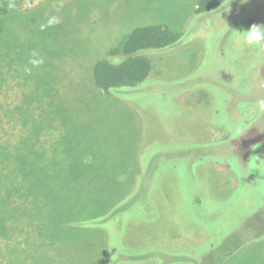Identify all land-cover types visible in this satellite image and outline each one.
<instances>
[{
	"label": "rangeland",
	"instance_id": "obj_1",
	"mask_svg": "<svg viewBox=\"0 0 264 264\" xmlns=\"http://www.w3.org/2000/svg\"><path fill=\"white\" fill-rule=\"evenodd\" d=\"M239 1L236 11L191 18L185 32L191 42L152 57L165 76L148 88L140 86L128 103L94 90L88 71L108 54L106 47L116 48L135 27L161 22L182 31L193 9L191 0H0V9L7 11L0 15V131H27L14 124L13 114L6 117L3 112L17 103L29 101L38 120L49 99L70 108L91 100L109 102L113 109L104 108L87 120L99 137L89 168L82 162L71 165L88 149L84 131L77 132V125L85 124L80 115L56 113L51 128L41 130V151L48 156L49 147L69 158L55 159L59 166L49 181L50 201H63L56 190L58 179L61 187L71 181L74 196L68 195L62 214L72 215L70 208L82 199L86 207H79L78 214L89 218L103 212L120 191H134L104 228L73 231L59 225L57 236L67 242L59 243L65 255L58 253L56 262L105 264L108 244L107 264H126L128 260L118 261L116 255L128 252H177L214 264H264V110L258 108L264 101V53L259 50L264 44L250 47L243 39L251 25H264V0ZM52 15L59 23L41 28ZM33 51L44 63L26 72ZM48 60L55 62L52 69ZM236 126L245 130L241 136ZM133 158L139 171L134 165L105 180L93 195L81 184L86 177L76 173L84 168V173L106 179L119 163ZM67 172L73 173L71 178ZM21 227L23 233L14 235L24 252L17 257L21 263L8 258L0 240V252L9 259L2 264H24L30 254L35 235L25 223ZM238 235L241 249L224 262L220 252L232 251Z\"/></svg>",
	"mask_w": 264,
	"mask_h": 264
},
{
	"label": "trees",
	"instance_id": "obj_2",
	"mask_svg": "<svg viewBox=\"0 0 264 264\" xmlns=\"http://www.w3.org/2000/svg\"><path fill=\"white\" fill-rule=\"evenodd\" d=\"M26 1L31 2L32 0ZM191 2H193L191 4L193 9L185 17L182 31L174 32L169 26L161 22H149L143 26L133 28L116 48L106 47V49H109L108 54L104 55L103 53L100 59L92 65L91 70L88 71L89 74H87V77L92 81L93 89L108 98L125 102L133 101L131 94L137 92L140 86L147 85L146 88H148L150 84L161 80L166 74L160 72L154 66L152 57L171 54L182 48L186 43L191 42L185 38L186 28L191 18L198 16L212 17L224 11H236L239 5L238 0H235V2H228L227 0H191ZM6 13V10L0 9V15ZM3 41L0 39V42ZM54 63L52 64L48 60L50 69L53 68ZM39 96L37 97L38 99L40 98ZM46 105L47 109L42 112L38 120H34V116L30 113L29 101L17 103L11 110L3 108L6 117L8 114L14 115V124L19 129L27 127V131H21L17 135H14L10 130L9 133L3 132V130L0 131V240L6 246L8 258L14 257L16 261L21 263V260H18L17 257L24 252L19 250L18 242L15 240L17 235L15 237L14 235L23 233L21 225L25 223L29 230L33 232L35 238L29 242L30 254L26 255L25 258V260L29 259L30 263H26L24 260V264H60V261L56 262L55 258L61 257L58 253L62 254L63 252L64 255L65 253L63 248H58V245L60 243L66 246L67 241L65 243L60 242V238L57 236L59 225L62 228L73 229V231H86L95 227L104 228L105 222L118 215L127 206L124 203L129 199L131 200L130 195L134 193L132 189L130 192L120 191L108 203L107 208L103 212H99L89 218H82L78 214L79 207H86L83 205L82 199H80L74 202L76 206L74 205L70 208L73 213L66 218L65 214L62 213L67 210L66 202L67 198H70L68 195H72L71 199L74 196L73 182L63 181V186L61 187V182H59V179L57 180L59 186V191L58 187L56 188L57 193L62 192L60 197L63 196L62 203L57 205V199L53 203L50 201L49 181L52 180L51 177L56 176V167L59 166L55 163V159L62 157L68 162L69 158L65 151L61 153L51 150L49 147L50 153L46 156V151H41L42 146L39 145L41 130L43 131L44 127L51 128L52 121L50 119L56 113L64 115L66 118L71 116V114L76 117L80 115L78 120H85V124L83 126L77 125V132L84 131L85 134L83 133V135L86 136L88 149L84 152H79L77 160L71 165L74 166L76 162H82L85 166L84 168H89L93 163L94 150L99 147L97 146L99 137L97 134H93L87 120L92 116H97L104 108L108 110L109 107H112L109 102L98 104L92 100L80 103L72 108L62 102L55 104L50 99L46 102ZM82 107L83 110L80 111ZM57 117L59 116L56 115L55 119L58 121ZM72 126L69 125V128L71 129ZM60 153L62 154L61 156ZM132 163L134 162L126 161L123 163L124 165L119 163V168L116 169L115 174L113 176L106 175V179H101L96 172L89 173L86 171L84 173L82 171L84 168H78L76 173L86 177L85 184H81L86 186L89 194H92L96 193V189H101L105 180H110L121 173H126L132 167ZM58 172L57 177L61 174L59 169ZM67 173L68 178H71L73 173ZM74 185H77V183ZM112 186L113 184H110L108 187L112 189ZM74 187L76 188V186ZM81 191L82 189L78 188V194H81ZM60 222H63V224H60ZM236 238H239L240 241L235 243V247L231 249L232 251L220 252L224 262L241 249V235ZM108 247L107 244L105 264L108 263ZM139 254L141 253L137 255ZM123 255L120 253V256L116 255V258L121 262L125 259L128 260L126 264H214L209 258L202 262L190 256L184 258L177 252L168 255L156 252L143 253L139 256H135L133 252H128ZM8 258L0 252V264H2V260L8 261Z\"/></svg>",
	"mask_w": 264,
	"mask_h": 264
},
{
	"label": "clouds",
	"instance_id": "obj_3",
	"mask_svg": "<svg viewBox=\"0 0 264 264\" xmlns=\"http://www.w3.org/2000/svg\"><path fill=\"white\" fill-rule=\"evenodd\" d=\"M241 2V0H240ZM246 2L243 0L242 3ZM59 23V20L56 16H49L45 23L41 25V28L52 27ZM244 33V41L250 47H259L264 44V25L253 24L247 30L243 31ZM44 63V57L41 56L38 52L33 51L31 53V58L28 61V64L31 67H26V72H31L32 68H37ZM258 108L260 110H264V101L258 102ZM244 129L241 126L235 127V132L237 135H242L244 133Z\"/></svg>",
	"mask_w": 264,
	"mask_h": 264
},
{
	"label": "crops",
	"instance_id": "obj_4",
	"mask_svg": "<svg viewBox=\"0 0 264 264\" xmlns=\"http://www.w3.org/2000/svg\"><path fill=\"white\" fill-rule=\"evenodd\" d=\"M134 163H132V167H134V165H136V168L138 169V171H139V164H138V161L137 162H135L136 160L133 158V160H132ZM138 176V174H135L134 176H133V180L134 179H136V177ZM132 185H133V181H132Z\"/></svg>",
	"mask_w": 264,
	"mask_h": 264
},
{
	"label": "flooded vegetation",
	"instance_id": "obj_5",
	"mask_svg": "<svg viewBox=\"0 0 264 264\" xmlns=\"http://www.w3.org/2000/svg\"><path fill=\"white\" fill-rule=\"evenodd\" d=\"M262 47V46H261ZM261 53H264V48L259 49Z\"/></svg>",
	"mask_w": 264,
	"mask_h": 264
}]
</instances>
